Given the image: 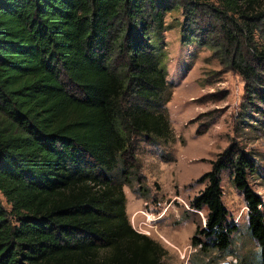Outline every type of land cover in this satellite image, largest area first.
<instances>
[{"label": "trees", "instance_id": "16d2710c", "mask_svg": "<svg viewBox=\"0 0 264 264\" xmlns=\"http://www.w3.org/2000/svg\"><path fill=\"white\" fill-rule=\"evenodd\" d=\"M174 7L181 39L210 49L264 103V0H0V264L160 263L165 248L130 225L113 170L129 183L133 134L172 136L158 40ZM224 168L264 264V202L234 141L188 200L204 210L190 244L229 250L237 226L221 201Z\"/></svg>", "mask_w": 264, "mask_h": 264}, {"label": "rangeland", "instance_id": "374dc122", "mask_svg": "<svg viewBox=\"0 0 264 264\" xmlns=\"http://www.w3.org/2000/svg\"><path fill=\"white\" fill-rule=\"evenodd\" d=\"M181 20L180 7L166 11L158 40L159 63L167 80L160 108L168 117L172 136L149 141L143 133L133 134L136 165L130 181H122L117 167L113 178L121 184L130 225L147 230L146 235L165 248L159 264H219L225 260L258 264L257 245L247 229V209L232 183L230 168L219 173L226 218L237 226L231 232L228 252L190 244L195 223H203L204 210L190 207L188 200L203 187L199 177L209 169L210 160L231 141L252 158L254 169L247 170L246 179L264 202V103L247 96L241 76L222 67L210 49L195 40H182ZM255 36L262 43L264 29ZM209 93L223 95L210 99ZM0 118L7 120L1 112ZM196 128L205 130L197 133ZM0 202L8 208L1 192Z\"/></svg>", "mask_w": 264, "mask_h": 264}, {"label": "built area", "instance_id": "2783aa9c", "mask_svg": "<svg viewBox=\"0 0 264 264\" xmlns=\"http://www.w3.org/2000/svg\"><path fill=\"white\" fill-rule=\"evenodd\" d=\"M156 217H160V214L158 215V216H156ZM134 228V227H133ZM136 231H138V232H141V233H144V234H148V232H147V230H143V229H141V228H139V229H136V228H134Z\"/></svg>", "mask_w": 264, "mask_h": 264}, {"label": "water", "instance_id": "95a60500", "mask_svg": "<svg viewBox=\"0 0 264 264\" xmlns=\"http://www.w3.org/2000/svg\"><path fill=\"white\" fill-rule=\"evenodd\" d=\"M219 264H229L228 261H223V262H220Z\"/></svg>", "mask_w": 264, "mask_h": 264}]
</instances>
